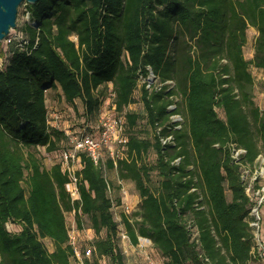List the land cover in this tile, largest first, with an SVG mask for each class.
<instances>
[{"label":"trees","instance_id":"1","mask_svg":"<svg viewBox=\"0 0 264 264\" xmlns=\"http://www.w3.org/2000/svg\"><path fill=\"white\" fill-rule=\"evenodd\" d=\"M26 12L30 21L15 27L22 46L7 44L0 68V264H74L64 217L72 210L77 228L85 216L94 235L85 263L125 264L107 168L139 197L121 215L130 243L150 240L162 264H259L249 197L228 145L245 149L247 163L264 157V112L253 101L249 71L261 73L264 89V0H37ZM249 28L256 36L247 60ZM149 71L174 88L138 86ZM107 86L114 111L125 116L123 156L94 163L82 154L79 200L71 203L60 163L46 169L35 153L66 143L63 130L48 127L46 92L59 91L70 106L80 99L88 119ZM137 87L143 136L135 131L139 114L128 110ZM170 96L183 118L179 130L169 123ZM169 132L176 146H161L157 134Z\"/></svg>","mask_w":264,"mask_h":264},{"label":"built area","instance_id":"2","mask_svg":"<svg viewBox=\"0 0 264 264\" xmlns=\"http://www.w3.org/2000/svg\"><path fill=\"white\" fill-rule=\"evenodd\" d=\"M13 32H15V29H13ZM3 41L5 44L16 41L17 46H22V37L19 32H16L12 36H10L9 32L8 36ZM3 63L4 58L0 61V68H2ZM140 79L141 83H145L147 89L154 87L156 90L164 88L165 91H169L175 86L172 80H166L161 83L157 82V79L151 71L148 72L147 77ZM110 96L112 97V94H110ZM170 99H172L173 102L167 106L169 123L172 125L173 130H179L183 124V118L181 114L177 112L176 97L170 96ZM101 108L100 106L95 116V123L92 126L84 124L83 127L73 133L64 130L66 143L65 146L58 151V162L60 163L61 171L67 178L65 189L71 203H75L79 200L82 154L90 157L94 163H98L104 159V154H106L113 163H115L116 159L123 156L124 145L127 141L124 133L126 123L124 112L116 113L110 99L108 107L105 109L106 112H102ZM46 120L49 128L60 129L57 124V116L54 114L49 115L48 110L46 113ZM157 131H159V128H157ZM157 137L161 146H176L174 136L171 132L166 136L157 134ZM228 147L230 157L234 164L238 166L240 179L249 197L250 207L248 212V225L253 235L252 257L256 259L259 264H264V216L261 213V207L264 204V157L262 153H259L253 163L250 164L243 159L246 154L245 149L237 147L233 143H230ZM178 162L179 158L175 159L172 164L176 165ZM117 185L119 191L122 193V198L120 196L119 203L111 198V213L114 221L117 223L118 242L123 253L125 255L133 253L134 257L138 258L142 264H162L163 260L158 257L153 250L150 240L137 237L136 244L130 243L121 222V215H129L135 210V207L129 205L126 200L124 181L118 179ZM108 192L111 194L109 185ZM72 213L74 214V210H72ZM66 230L68 236L67 244L72 249L74 264H86L85 261H88L91 257L92 248L90 245L81 248L80 230L77 228L76 221L74 220L69 226L66 225ZM192 236L195 237L196 232H194Z\"/></svg>","mask_w":264,"mask_h":264},{"label":"rangeland","instance_id":"3","mask_svg":"<svg viewBox=\"0 0 264 264\" xmlns=\"http://www.w3.org/2000/svg\"><path fill=\"white\" fill-rule=\"evenodd\" d=\"M29 20V16L26 12V3H21L17 10V16H16V26L20 29L24 24H26ZM16 33L13 32V30H10V36L14 35ZM256 36V31L253 28H249L246 31V43L243 47V54L245 59H251L253 54V45H254V39ZM6 45L4 41L0 42V61L5 56V50ZM249 71L253 77L254 83L252 88V97L255 105L259 108L260 111L264 112V89L262 85V78L261 73L256 70L254 67L249 66ZM141 85V82H139L138 86ZM60 92L59 91H50L48 90L46 92V107L49 112V115H56L57 116V124L59 125L61 130H66L68 132H75L78 131L81 127H83L84 124L93 125L95 123V116L94 117H87L88 121L84 118V107L83 103L80 99H76L73 106L67 105L62 101V99L59 97ZM109 95H110V87L107 86V89H105L103 93V100L102 104L100 105L101 111L106 112V108L108 107L109 102ZM140 91L137 87L133 92V102L129 105L128 110L134 111L139 114V118L137 120V127L135 128L136 134L139 136H143L145 131L147 130L145 126V120L143 118L142 114V105L139 99ZM218 112V115L220 117L223 116V113L221 110L216 109ZM112 114V113H110ZM52 117V116H51ZM65 146V143L59 144V150ZM35 153L40 161V164L42 167L48 169L51 165L59 161L58 157V151L55 152H47L43 147H37L35 149ZM104 159L107 157L106 154L103 155ZM153 154H148L145 156L144 160L147 163H150L153 161ZM105 176L110 184V178L112 177V173L105 172ZM151 188H154V186L157 185V177L155 174H152L151 176ZM111 198L116 200V197L122 198V193L119 191L117 185L115 187H111ZM124 188L126 192V200L129 205H134L136 201H139V197L137 195V192L134 188V185L131 182L124 183ZM137 205V204H136ZM134 209V208H133ZM118 211V210H117ZM261 213L264 216V204L261 207ZM65 224L69 226V224L73 223L75 220L74 214L72 211L65 212ZM81 226L82 230L80 233V241H81V248L85 247L86 245H89L91 241L94 239L93 233L90 231H86L89 227V221L88 218L85 216H81ZM8 228L12 230V226L8 224ZM18 229V227H17ZM45 246L49 251L53 249V246L51 244L50 240H44L43 241ZM122 255L124 257L125 264H142L141 261L138 258L131 257L130 253L125 255L122 251ZM91 264L92 260H91ZM98 264H110L109 260L107 258H101L99 259Z\"/></svg>","mask_w":264,"mask_h":264},{"label":"water","instance_id":"4","mask_svg":"<svg viewBox=\"0 0 264 264\" xmlns=\"http://www.w3.org/2000/svg\"><path fill=\"white\" fill-rule=\"evenodd\" d=\"M37 0H0V42L16 27L17 10L21 3L34 4Z\"/></svg>","mask_w":264,"mask_h":264},{"label":"crops","instance_id":"5","mask_svg":"<svg viewBox=\"0 0 264 264\" xmlns=\"http://www.w3.org/2000/svg\"><path fill=\"white\" fill-rule=\"evenodd\" d=\"M106 171L109 172V173H112V177H109L110 178V184H109V186L111 185V187H115V185H117V182H118L116 172L113 169H108V168L106 169ZM124 183H126V182H124ZM117 187H118V185H117ZM138 202L139 201H136L135 204L132 205V206L136 208V206H137L136 204H138ZM11 226H12V231L13 230H17V227H18L17 225H11ZM86 231H89L90 232L91 230L90 229H87ZM80 233H81V231H80ZM44 240H46V239H44ZM130 255H131V257H134V254L133 253L132 254L130 253Z\"/></svg>","mask_w":264,"mask_h":264}]
</instances>
